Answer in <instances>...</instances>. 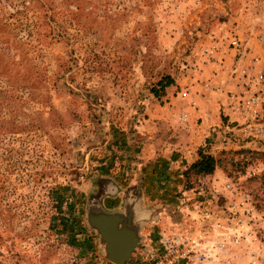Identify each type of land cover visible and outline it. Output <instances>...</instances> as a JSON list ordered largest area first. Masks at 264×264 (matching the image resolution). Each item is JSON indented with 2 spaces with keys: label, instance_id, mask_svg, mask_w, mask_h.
I'll use <instances>...</instances> for the list:
<instances>
[{
  "label": "rangeland",
  "instance_id": "rangeland-1",
  "mask_svg": "<svg viewBox=\"0 0 264 264\" xmlns=\"http://www.w3.org/2000/svg\"><path fill=\"white\" fill-rule=\"evenodd\" d=\"M255 57L264 0H0V264H114L89 210L138 225L123 264H264V143L229 98Z\"/></svg>",
  "mask_w": 264,
  "mask_h": 264
},
{
  "label": "built area",
  "instance_id": "built-area-1",
  "mask_svg": "<svg viewBox=\"0 0 264 264\" xmlns=\"http://www.w3.org/2000/svg\"><path fill=\"white\" fill-rule=\"evenodd\" d=\"M229 45L233 49L241 46L239 39L234 37L229 40ZM258 62V58L255 57L252 59L249 69L240 70L239 76L242 79L244 90L240 93H230L229 98L233 109L246 116L245 130L248 135L254 140L264 143V96L258 94V89H261L264 82V67H258ZM228 187L229 185H227ZM179 240V237L164 235L160 239V248L166 253H172L174 252V244Z\"/></svg>",
  "mask_w": 264,
  "mask_h": 264
},
{
  "label": "water",
  "instance_id": "water-1",
  "mask_svg": "<svg viewBox=\"0 0 264 264\" xmlns=\"http://www.w3.org/2000/svg\"><path fill=\"white\" fill-rule=\"evenodd\" d=\"M86 222L98 235V243L106 259L114 264H123L131 252L139 246L137 227L129 223V213L89 210Z\"/></svg>",
  "mask_w": 264,
  "mask_h": 264
},
{
  "label": "trees",
  "instance_id": "trees-1",
  "mask_svg": "<svg viewBox=\"0 0 264 264\" xmlns=\"http://www.w3.org/2000/svg\"><path fill=\"white\" fill-rule=\"evenodd\" d=\"M172 83V80L168 76L162 77L157 81L156 87L159 90H162L164 86H167ZM150 93L153 96H158V90L154 87H151ZM216 165V159L208 153H204L201 150L198 151L197 158L192 161L188 167L183 171L184 176H188L190 174L195 175H206L213 171Z\"/></svg>",
  "mask_w": 264,
  "mask_h": 264
},
{
  "label": "crops",
  "instance_id": "crops-1",
  "mask_svg": "<svg viewBox=\"0 0 264 264\" xmlns=\"http://www.w3.org/2000/svg\"><path fill=\"white\" fill-rule=\"evenodd\" d=\"M208 84H209V83H208ZM228 110H229V109L227 108V112H228ZM229 111H230V110H229ZM230 116H231V115H230Z\"/></svg>",
  "mask_w": 264,
  "mask_h": 264
},
{
  "label": "flooded vegetation",
  "instance_id": "flooded-vegetation-1",
  "mask_svg": "<svg viewBox=\"0 0 264 264\" xmlns=\"http://www.w3.org/2000/svg\"><path fill=\"white\" fill-rule=\"evenodd\" d=\"M132 221V220H131Z\"/></svg>",
  "mask_w": 264,
  "mask_h": 264
}]
</instances>
